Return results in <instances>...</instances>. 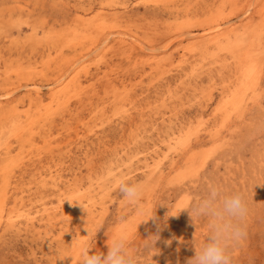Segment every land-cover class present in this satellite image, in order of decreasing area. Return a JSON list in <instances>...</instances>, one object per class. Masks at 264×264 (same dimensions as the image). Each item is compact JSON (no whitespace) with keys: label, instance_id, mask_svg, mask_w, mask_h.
I'll return each mask as SVG.
<instances>
[{"label":"rangeland","instance_id":"obj_1","mask_svg":"<svg viewBox=\"0 0 264 264\" xmlns=\"http://www.w3.org/2000/svg\"><path fill=\"white\" fill-rule=\"evenodd\" d=\"M209 186L247 204L231 264H264V0H0V264H80L118 231L187 264Z\"/></svg>","mask_w":264,"mask_h":264},{"label":"clouds","instance_id":"obj_2","mask_svg":"<svg viewBox=\"0 0 264 264\" xmlns=\"http://www.w3.org/2000/svg\"><path fill=\"white\" fill-rule=\"evenodd\" d=\"M118 189L125 201L136 204L143 194L139 183L129 184L120 180ZM191 218H206L209 228L207 243L195 249L187 264H231L227 243L241 234L238 223L247 213V204L240 194L225 195L217 186H209L207 194L187 208ZM128 234L118 231L107 245V252L89 254L86 247L78 249L80 264H138L128 248Z\"/></svg>","mask_w":264,"mask_h":264},{"label":"bare ground","instance_id":"obj_3","mask_svg":"<svg viewBox=\"0 0 264 264\" xmlns=\"http://www.w3.org/2000/svg\"><path fill=\"white\" fill-rule=\"evenodd\" d=\"M104 40V39H103ZM76 64V63H75Z\"/></svg>","mask_w":264,"mask_h":264}]
</instances>
